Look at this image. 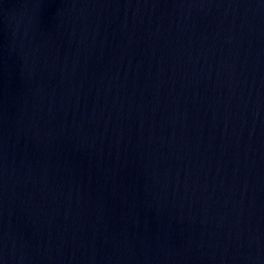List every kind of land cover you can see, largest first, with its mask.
<instances>
[{
    "label": "water",
    "instance_id": "1",
    "mask_svg": "<svg viewBox=\"0 0 264 264\" xmlns=\"http://www.w3.org/2000/svg\"><path fill=\"white\" fill-rule=\"evenodd\" d=\"M0 264H264V0H0Z\"/></svg>",
    "mask_w": 264,
    "mask_h": 264
}]
</instances>
